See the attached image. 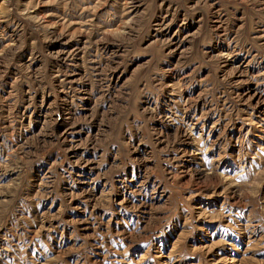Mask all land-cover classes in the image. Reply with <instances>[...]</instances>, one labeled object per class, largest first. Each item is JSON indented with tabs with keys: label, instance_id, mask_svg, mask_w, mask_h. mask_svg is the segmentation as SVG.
<instances>
[{
	"label": "rangeland",
	"instance_id": "374dc122",
	"mask_svg": "<svg viewBox=\"0 0 264 264\" xmlns=\"http://www.w3.org/2000/svg\"><path fill=\"white\" fill-rule=\"evenodd\" d=\"M0 264H264V0H0Z\"/></svg>",
	"mask_w": 264,
	"mask_h": 264
}]
</instances>
